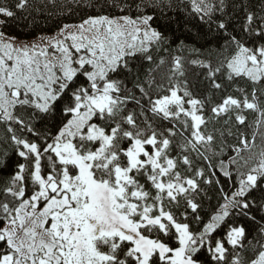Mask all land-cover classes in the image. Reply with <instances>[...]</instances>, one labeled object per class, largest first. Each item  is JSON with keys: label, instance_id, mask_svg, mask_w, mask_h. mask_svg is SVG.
I'll use <instances>...</instances> for the list:
<instances>
[{"label": "snow or ice", "instance_id": "6c2138e0", "mask_svg": "<svg viewBox=\"0 0 264 264\" xmlns=\"http://www.w3.org/2000/svg\"><path fill=\"white\" fill-rule=\"evenodd\" d=\"M188 3L214 59L173 50L164 0L33 41L8 29L40 3L0 0V264H264V0Z\"/></svg>", "mask_w": 264, "mask_h": 264}, {"label": "trees", "instance_id": "16d2710c", "mask_svg": "<svg viewBox=\"0 0 264 264\" xmlns=\"http://www.w3.org/2000/svg\"><path fill=\"white\" fill-rule=\"evenodd\" d=\"M41 7L39 11L29 10L28 12L18 11L17 16L19 17L15 20L8 31L11 35L19 37L20 39L26 40L34 38L41 34L51 33L57 30L62 23H79L82 18H86L88 15H99V14H112L120 15L118 9L110 7L111 0H90L91 6L85 7L84 4L88 3L89 0H82L79 7L72 5V11L63 5L70 2V0H56V4L53 5L51 0H37ZM131 2V0H128ZM159 2V0H157ZM171 4V7H164L163 12L160 9H151L147 11L149 14H153L155 19L152 22L153 26L158 30L163 31L165 35L169 36L173 40L172 48L175 50L176 45L180 41H183L189 48L195 47L201 50L203 53L201 58H212L214 59L215 53L209 57V51L217 47V43L212 37H205L207 32L206 26L202 25L195 14L191 13L190 4L188 0H164V5ZM47 4V7H44ZM131 15L135 16L136 12L133 10ZM199 33V37L198 34ZM222 43V41H221ZM183 55L186 57H191L192 54L185 50ZM193 71H199V69H194ZM199 87H206L199 86ZM253 117H249L252 119ZM2 134V133H0ZM228 142L235 143L232 138H229ZM259 143V139L257 140ZM232 153L229 152V155ZM10 159V163H11ZM11 169L0 170V180L6 179L7 175ZM226 190H228L229 185H225ZM209 199H206L200 210L201 216L204 217L205 221L211 216L215 211L219 194L215 191L209 192ZM257 221L246 222V228L250 234L249 238L256 236L258 234L261 224L264 221H260L259 215H257ZM243 222V221H242ZM193 228H197L200 225L193 222Z\"/></svg>", "mask_w": 264, "mask_h": 264}, {"label": "rangeland", "instance_id": "374dc122", "mask_svg": "<svg viewBox=\"0 0 264 264\" xmlns=\"http://www.w3.org/2000/svg\"><path fill=\"white\" fill-rule=\"evenodd\" d=\"M57 31H58V29L55 30V31H53V32H51V33H46V34H41V35H54ZM38 36H40V35H38ZM38 36H36V37H34V38H31V39H26V40H27V41H33V40L37 39ZM22 40H23V39H22Z\"/></svg>", "mask_w": 264, "mask_h": 264}]
</instances>
